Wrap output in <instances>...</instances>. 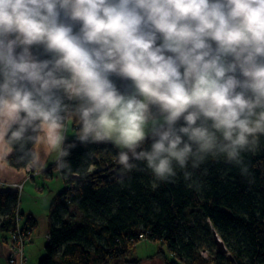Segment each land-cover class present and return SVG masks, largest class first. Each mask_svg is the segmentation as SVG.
<instances>
[{"label":"clouds","instance_id":"obj_1","mask_svg":"<svg viewBox=\"0 0 264 264\" xmlns=\"http://www.w3.org/2000/svg\"><path fill=\"white\" fill-rule=\"evenodd\" d=\"M70 117L160 180L240 163L264 136V0H0V161L69 155Z\"/></svg>","mask_w":264,"mask_h":264},{"label":"trees","instance_id":"obj_2","mask_svg":"<svg viewBox=\"0 0 264 264\" xmlns=\"http://www.w3.org/2000/svg\"><path fill=\"white\" fill-rule=\"evenodd\" d=\"M69 120L79 134V120ZM66 144L75 146L57 164L65 190L52 204L38 264H140L130 256L142 238L159 245L149 260L210 264L200 253L213 231L234 261L217 255L212 264H264V136L241 153L240 163L209 155L197 167L191 160L184 169L174 166L176 175L167 180L156 178L143 161H130L136 167L125 169L118 158L123 149L111 142L75 138ZM29 158L18 146L6 163L20 170ZM17 203V193L0 192L1 232L15 229ZM34 228L29 217L24 230Z\"/></svg>","mask_w":264,"mask_h":264},{"label":"crops","instance_id":"obj_3","mask_svg":"<svg viewBox=\"0 0 264 264\" xmlns=\"http://www.w3.org/2000/svg\"><path fill=\"white\" fill-rule=\"evenodd\" d=\"M69 121L67 122L66 131L67 140L78 138L79 134L75 132L73 123L70 126ZM58 162L59 157L56 153L45 154L42 152L39 163H43V167L34 166L36 173L29 175L26 168L17 170L0 161V165H2L0 166V192L12 191L17 193L18 203L14 215L17 214L21 217L20 225L22 227L25 226L29 217L37 223L35 226L36 230L33 229L29 235L30 242L24 248L26 264H38V261L45 256L44 248L47 243L45 240H48V231H50V207L57 196L65 190L64 180L57 168ZM19 183L22 184L20 192L14 188V185ZM38 183L47 186L48 194L40 195L41 197H39L35 193L34 187L38 192L44 191L42 186L38 187ZM37 201L43 203V208L46 207L44 213L35 208L34 204ZM10 244L11 233L0 231V264H8Z\"/></svg>","mask_w":264,"mask_h":264},{"label":"rangeland","instance_id":"obj_4","mask_svg":"<svg viewBox=\"0 0 264 264\" xmlns=\"http://www.w3.org/2000/svg\"><path fill=\"white\" fill-rule=\"evenodd\" d=\"M69 124L70 126L72 125V122L69 121ZM76 132V131H75ZM77 133V132H76ZM118 147V146H117ZM119 148V147H118ZM121 149V148H120ZM93 169V168H92ZM58 175V174H57ZM42 177V176H41ZM40 177V178H41ZM42 179V178H41ZM61 179V178H60ZM42 186L44 188V191L42 192H38L36 191V188L34 187V191L35 193H37V195L39 197H41L40 195H45V194H48V188L46 185H42L41 183H38V187ZM43 203L41 201H37L35 202L34 206L35 208L39 211L41 210L43 213L45 212V208H43ZM52 207V206H51ZM51 207H50V210H51ZM77 218L79 217V214L76 213L75 215ZM40 217V216H39ZM25 218V217H24ZM49 219H50V215H49ZM26 225V224H25ZM37 225L36 221H35V226ZM35 229V228H34ZM36 230V229H35ZM49 230V229H48ZM49 232V231H48ZM47 233V232H45ZM44 233V234H45ZM37 235V234H36ZM47 242V240H45ZM232 246L235 245L234 243L231 244ZM227 248V251L230 253V249L228 247ZM159 249V245L158 244H155L154 242H151L145 238H142L141 242H139L138 244L135 245L134 249H133V252L130 256V258H137L139 259V262L140 264H163L161 262V260H159L158 258H155L153 260H149L150 257H153L157 251ZM204 250L203 249H200V251H203L205 253V258L202 257V255L200 254V256L209 261L210 264H212V262L215 261V257L217 256L216 254V246L213 242V236L210 237V239H208V243L204 246ZM223 258H226V256H222ZM216 263V261L214 262ZM30 264V263H29ZM170 264V262H169Z\"/></svg>","mask_w":264,"mask_h":264},{"label":"built area","instance_id":"obj_5","mask_svg":"<svg viewBox=\"0 0 264 264\" xmlns=\"http://www.w3.org/2000/svg\"><path fill=\"white\" fill-rule=\"evenodd\" d=\"M26 171L29 175H33L36 173V169L34 166H26ZM14 188L20 192L22 189V184H15ZM70 193V189H67ZM15 229L11 232V244L9 248L8 255V264H26V257L24 255V248L30 242L29 233H26L24 227L20 225L21 217L19 215H15ZM202 257L205 258V253H200Z\"/></svg>","mask_w":264,"mask_h":264},{"label":"water","instance_id":"obj_6","mask_svg":"<svg viewBox=\"0 0 264 264\" xmlns=\"http://www.w3.org/2000/svg\"><path fill=\"white\" fill-rule=\"evenodd\" d=\"M213 242L216 246V254L220 256H226L229 262H233V257L228 253L227 248L223 241L218 237V234L213 231Z\"/></svg>","mask_w":264,"mask_h":264}]
</instances>
